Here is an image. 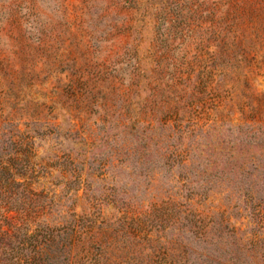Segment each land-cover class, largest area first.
Masks as SVG:
<instances>
[{"label":"rangeland","instance_id":"obj_1","mask_svg":"<svg viewBox=\"0 0 264 264\" xmlns=\"http://www.w3.org/2000/svg\"><path fill=\"white\" fill-rule=\"evenodd\" d=\"M23 225H77L59 264H264V0H0V264Z\"/></svg>","mask_w":264,"mask_h":264},{"label":"trees","instance_id":"obj_2","mask_svg":"<svg viewBox=\"0 0 264 264\" xmlns=\"http://www.w3.org/2000/svg\"><path fill=\"white\" fill-rule=\"evenodd\" d=\"M24 205V204H23ZM28 208L32 207V203H28ZM23 209H26L23 207ZM24 228V238L23 244L27 246V242L31 244L33 250L28 254L20 255L16 259V264H43L45 259L46 249L50 250V256H47L48 259L52 260L51 264H59V257L65 248L67 247V241L71 242L69 238L71 233H77V225L70 226H59V227H50L45 225H38L33 232H30L25 225ZM45 256V257H44Z\"/></svg>","mask_w":264,"mask_h":264}]
</instances>
